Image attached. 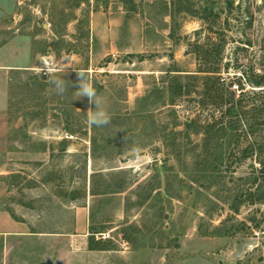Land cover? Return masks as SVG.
Masks as SVG:
<instances>
[{"label":"rangeland","instance_id":"374dc122","mask_svg":"<svg viewBox=\"0 0 264 264\" xmlns=\"http://www.w3.org/2000/svg\"><path fill=\"white\" fill-rule=\"evenodd\" d=\"M42 62L84 71L111 125L88 124L74 69L59 96ZM210 69L224 93L264 70V0H0V264H259L239 224L264 215L244 202L253 160L206 133ZM102 229L114 250H89Z\"/></svg>","mask_w":264,"mask_h":264},{"label":"trees","instance_id":"16d2710c","mask_svg":"<svg viewBox=\"0 0 264 264\" xmlns=\"http://www.w3.org/2000/svg\"><path fill=\"white\" fill-rule=\"evenodd\" d=\"M233 2L234 0H227L229 11L233 8ZM214 9V6H211L205 8V11L208 15L216 16L217 13ZM200 18L203 19V17ZM219 51L220 47L217 53ZM175 71L179 72V70ZM197 72L204 74L196 76L201 80L199 102L203 105L213 106L221 116L220 128L214 130L213 126H210L206 133H209L210 137H213L215 133H222L224 137L228 138V151L234 147V150L239 151L241 160H253L250 164L253 177L249 188L244 193L246 198L244 202L264 204V130H262L264 129V70L252 72L250 75L247 72L240 74L241 78H237L236 83L229 82L225 93L215 88V80L219 71L210 69ZM232 86L238 90L237 95L234 90H231ZM246 87H249L250 90H245ZM179 95H182L181 88H179ZM100 173L93 172L91 174L92 193L94 192V179L101 175ZM108 175L111 176V174ZM118 188L124 189V185H119ZM239 207L240 203L237 201L233 200L230 204V209L236 214H238ZM239 224L251 233H259L264 238V215L259 218L248 216ZM102 233H105L104 229L91 231L87 239L89 250H114L110 239L102 238ZM95 234H100L97 240H94ZM261 249H264V244ZM258 261L259 264H264V253L261 254Z\"/></svg>","mask_w":264,"mask_h":264},{"label":"clouds","instance_id":"9594fccd","mask_svg":"<svg viewBox=\"0 0 264 264\" xmlns=\"http://www.w3.org/2000/svg\"><path fill=\"white\" fill-rule=\"evenodd\" d=\"M69 68L74 69L70 65L67 68H63L42 62L38 74L48 78V82L52 86V91L55 95L62 96L68 91L70 86L68 81L63 78ZM74 70L77 75V82L74 85L77 89L74 92V100L87 98L90 105H95L94 108L90 107L93 111L88 114V124L97 128L109 127L112 123V118L107 109L103 106V102L89 77L82 70Z\"/></svg>","mask_w":264,"mask_h":264}]
</instances>
